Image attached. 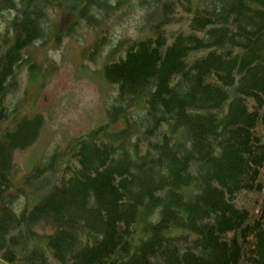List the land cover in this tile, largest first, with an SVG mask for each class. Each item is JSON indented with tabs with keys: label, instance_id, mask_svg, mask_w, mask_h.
<instances>
[{
	"label": "trees",
	"instance_id": "1",
	"mask_svg": "<svg viewBox=\"0 0 264 264\" xmlns=\"http://www.w3.org/2000/svg\"><path fill=\"white\" fill-rule=\"evenodd\" d=\"M127 1L51 0L92 7L80 24L116 94L107 122L24 178L38 199L19 213L15 152L44 116L0 126V264H264V0H150L140 33L111 44ZM51 2L0 0L1 120L52 36Z\"/></svg>",
	"mask_w": 264,
	"mask_h": 264
},
{
	"label": "rangeland",
	"instance_id": "2",
	"mask_svg": "<svg viewBox=\"0 0 264 264\" xmlns=\"http://www.w3.org/2000/svg\"><path fill=\"white\" fill-rule=\"evenodd\" d=\"M78 1L77 8L85 0H68L67 3L71 5ZM147 4L150 0H129L108 19L111 44L140 33L143 6ZM61 6L49 4L54 27L52 36L37 48V64L22 65L18 85L8 95L9 116L0 119V126L8 129L25 114L40 112L44 116L35 143L15 152L14 186L10 195L16 196L14 208L18 213L26 204H33L38 199L20 190L24 178L35 166L45 163L57 148L62 149L70 138L107 122V110L114 103L116 94L104 77L106 47L97 56L93 47L96 26L84 21L80 24L84 16H93L92 7L88 6L85 12L76 8L74 12ZM95 10L94 16L98 14ZM13 13H6V16ZM91 56H96L95 60L90 59Z\"/></svg>",
	"mask_w": 264,
	"mask_h": 264
}]
</instances>
